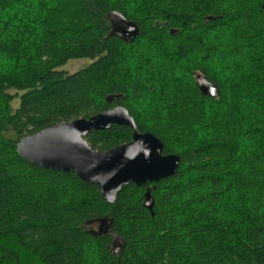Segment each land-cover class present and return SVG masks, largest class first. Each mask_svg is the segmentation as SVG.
<instances>
[{"label":"trees","instance_id":"obj_1","mask_svg":"<svg viewBox=\"0 0 264 264\" xmlns=\"http://www.w3.org/2000/svg\"><path fill=\"white\" fill-rule=\"evenodd\" d=\"M263 2L0 0V264H264ZM110 12L138 25L132 43L110 36ZM73 60L91 63L64 71ZM119 106L180 157L173 176L109 204L17 153ZM132 136L113 125L86 141L105 152Z\"/></svg>","mask_w":264,"mask_h":264},{"label":"water","instance_id":"obj_2","mask_svg":"<svg viewBox=\"0 0 264 264\" xmlns=\"http://www.w3.org/2000/svg\"><path fill=\"white\" fill-rule=\"evenodd\" d=\"M264 11V2H263ZM110 36L132 43L140 35L134 21L119 12H110ZM199 91L213 99L218 88L204 76L197 75ZM113 125L126 126L133 131L132 141L109 151L93 150L86 138L92 131H106ZM163 143L151 133H140L129 112L119 106L90 119L62 123L26 137L17 144V153L25 161L55 172H73L80 180L96 185L109 204H114L124 187H142L173 176L180 165L177 155H164ZM149 192L145 206L152 207ZM97 235H107L111 226L99 221Z\"/></svg>","mask_w":264,"mask_h":264},{"label":"rangeland","instance_id":"obj_3","mask_svg":"<svg viewBox=\"0 0 264 264\" xmlns=\"http://www.w3.org/2000/svg\"><path fill=\"white\" fill-rule=\"evenodd\" d=\"M90 63L91 62L87 60H73L69 62L68 65L63 68V70L67 71L68 73H74L76 71H79L80 69L87 67Z\"/></svg>","mask_w":264,"mask_h":264}]
</instances>
